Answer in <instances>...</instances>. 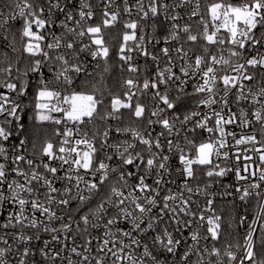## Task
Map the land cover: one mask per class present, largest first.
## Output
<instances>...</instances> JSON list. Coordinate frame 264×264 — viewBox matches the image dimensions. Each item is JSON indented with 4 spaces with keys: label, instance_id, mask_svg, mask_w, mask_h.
Segmentation results:
<instances>
[{
    "label": "built area",
    "instance_id": "1",
    "mask_svg": "<svg viewBox=\"0 0 264 264\" xmlns=\"http://www.w3.org/2000/svg\"><path fill=\"white\" fill-rule=\"evenodd\" d=\"M24 0H0V12L4 13V17H0V24L3 23V19L9 14H18V10H15V3H23ZM33 5V10L36 15L49 21L45 28L37 29L35 24L32 26L34 32H38L43 35L45 39L40 41L41 48L49 53V57L46 58L42 54L31 55L24 51L25 44L28 42V38L22 37L23 19L17 18L15 20H9L7 25L0 27V46L13 55V62L7 61L5 67L0 69H10L9 71H0V97H7L8 102L5 103V109L10 110L13 104L18 105L14 116L9 115L8 111L0 113V127H4L11 134L8 140L0 138V147H4L5 154H0V164L5 165L6 170V182L0 185V191L4 192L5 196H10L8 192V183L13 179L17 180L21 184L26 185V181L22 176H17L12 171L13 167H20L24 172L31 176L33 170L43 174L49 179L52 184L63 192V189L67 185L71 188V195L75 196L78 189L75 186V172L70 173L73 176V181L69 183L63 179L67 174L68 164H64L61 167V161L56 158H49L43 155L42 151L36 150V145L32 136V124L37 123L44 125V127L51 128L52 135L50 141L53 145V151L56 156L64 155L59 153L58 149L62 146L66 137L63 133L66 130H71L72 135L67 137L69 140L68 145L65 147L74 146L77 139L84 138V133H87V138L98 149L94 156V164L99 160H104L109 164L111 168H116V172L109 173V179L100 186L98 194L92 196V198L86 201L83 205L80 204L79 199H70L67 206L56 205L52 206V210L56 212L61 219H55L51 222L48 221L46 215H41L39 212L35 213V218L38 220V227H28L16 225L15 227L9 224V217L18 213V204L11 201H0V249H5V254L0 257V260L4 264H96L97 260H103L104 264H127V262L115 261L111 253L99 251L100 245H102L104 239H115L117 241L123 240L124 243H129L130 238L123 237L118 229L123 231H131L132 236L140 240V245H132L130 248L125 249V253H131L137 260L143 259L144 264H196L198 260H203V264H216L217 257L209 255L204 251L207 247L209 250L213 246L218 248L221 252L220 259L223 264H239L240 258L246 251V239L250 229L253 232V251L255 253L256 237L258 233L264 234L261 231V225L264 224V218L258 217L257 213L260 210L261 205H264V181L259 180L260 172L258 169L264 168V162L260 161V152L254 149H260L264 152V119L258 121L254 115L256 111H261L262 117H264V96H260V90L264 88V67H252L246 65L243 70L244 73L252 75V80H241L237 87L231 88L225 97L228 101V106L223 107L222 102L206 106L200 104L199 101L206 98L209 94L207 92L200 93L199 95L183 96L179 106L176 109H168L166 105L159 99L154 97V93L157 89H143V83L145 79L150 81H156L157 72L168 67H172V71L176 76L186 80L187 83L183 86L186 93H193V86L198 83H203L201 79L202 72H197L192 76V70H189V75L185 77L180 72L181 66L191 64L195 68L196 57L203 58V63L200 65L202 70H206L208 64L212 63L211 58L215 56L217 60L220 57L225 59L230 58V64L224 65L217 63L214 66L215 74L217 77L214 91L217 95L213 96V99L221 101L224 97V85L222 77L224 75L236 76L237 73L233 71L232 66L236 63H246L247 59L256 57L259 59L264 56V43L253 44L251 41L246 42L245 49H237L243 52L240 57H230V50L233 49V45L228 43V33L223 29L217 34V39H225L223 45L216 43H209L204 36V22L208 24L209 34L215 31L213 27L211 16L209 13L208 0H199V8L197 9V0H190V2L181 4V0H156L158 8V14L153 17L149 11L147 18L142 19L143 13L137 8V0H84V3L90 5V8H84L83 11H92L93 16L91 19L85 18L80 20L79 12L81 10V0H28ZM150 0H143V7L145 11L149 10ZM253 3V2H252ZM248 3V4H252ZM68 7L65 9V5ZM168 5L167 9L163 8V5ZM59 5V7H57ZM118 12L117 20L112 22L111 26L103 27L104 11ZM179 5V6H177ZM125 7L130 9V12H125ZM43 9V12L40 10ZM70 11L73 15L72 20H67L65 11ZM193 10L198 11V15H191ZM172 17H176L173 19ZM110 18V17H109ZM77 21H80L78 24ZM137 22L138 27L135 30L136 40H130L125 46L126 50L123 55L130 56V61L122 60L120 47L124 45L123 36L125 33L131 35L133 30L125 27L127 23ZM203 21V22H202ZM101 25L102 35L108 34L114 31L119 35V47L117 50V58L119 60V67L122 71L123 79L121 80L119 87V95L115 98L121 99L123 102L130 103L131 109L121 108L119 111L113 112L111 109L112 100L108 102H102L97 106V113L94 114L91 121L85 118V122L82 124L73 123L68 121L63 112H51L48 113L44 110V114L50 115L51 120L39 121L37 119L41 110L36 108L38 102L42 103H56L55 100L51 101H38L37 94L39 89L44 83H48L51 89L61 92L62 97L71 95L73 92H83L85 87L84 82L87 79L92 78L103 61L104 57L93 58L91 51L96 50V45L91 43L90 35L86 34L81 37L78 35L80 31H86L89 26ZM188 26L190 33L197 36L196 41H190L187 39L189 33L183 31L184 27ZM67 28L74 29L73 32H68ZM257 36H264V27L257 26L254 30ZM176 33L178 39L172 40L170 34ZM61 37V47L59 49H48L46 46L52 43V37ZM143 36L144 41L140 43L139 37ZM165 37H168L166 40ZM203 37V41H202ZM205 39V40H204ZM71 42L74 44L72 49L66 48V43ZM140 43V48H143L151 53L150 56H144L140 49L137 48V44ZM85 45L89 46V49L81 51ZM199 48L201 51H194L192 48ZM131 48L132 51L127 49ZM169 49V56H165L163 49ZM177 49L182 51L177 52ZM187 53V56L184 53ZM63 55L68 61L67 65H64L63 61H57L56 56ZM157 59L153 60L152 56ZM40 60V68L36 71L30 69L33 68L35 61ZM171 61V63H169ZM73 66H79L81 71L75 73ZM132 66L137 68L136 72L128 71V68ZM67 67L69 71L66 73L71 77V83H65L63 77L59 81L54 79L58 72L64 70ZM132 79L135 82V86L129 88L126 85V81ZM12 83L16 85L14 90L9 89L6 85ZM180 84V80L169 81L167 85H160L158 91L163 94L166 90L170 99H174L177 96V86ZM243 89L244 96L247 99H241L237 103V95ZM128 92L132 95L131 101L128 100L125 93ZM255 96V99L253 97ZM139 102L144 106V114L141 118L135 117L133 114L136 103ZM3 103V101H0ZM62 107H67L66 104ZM223 107L222 115L228 118L231 113L236 114V121L233 124L225 125L226 132H234L235 138L228 135L225 139V147L220 149L221 155L212 157V163L208 166L194 165L195 178L185 179L182 175V165L179 161V151L177 145H179L186 155L190 158H195L197 152L196 149L200 143L219 141V133H209L206 128L201 129L197 127L198 122H202L207 115L211 117L207 123V127H215L216 117L212 115L213 110L221 111ZM163 109V111H159ZM246 114L250 123L241 127L240 112ZM153 111H159V115L152 116ZM196 112L199 115L191 116V119L187 122L184 121L185 115H191ZM111 113V115H108ZM104 117V118H101ZM178 117V118H174ZM169 119L170 123L174 125L171 132L164 129L161 123L157 121L162 119ZM61 120L60 124L54 123V120ZM153 121L152 124L148 123V120ZM183 122V123H182ZM116 128H135L140 132L145 139L152 141L153 147L151 152L148 151L146 145L140 143L138 139H134L130 133H118ZM108 132L107 140H105L104 133ZM242 136H255V143H248L243 145H237L236 139ZM185 137L188 140H192L193 144L188 145ZM127 140L129 143L135 144L134 149L129 151L135 156L139 152L146 162L151 157L152 153L157 154V162H162L163 156L167 155L169 160L166 163V169L154 168L150 176L146 178V183L152 185L153 188L159 189V196H157V204L152 206V211L146 214L143 219L144 223L141 225L142 230H133L130 220H126L121 216L118 219L117 224L107 226V219L116 214L117 209L109 206L105 203L107 211L103 215V219L97 220L92 215L90 210H95L97 205L102 201H107L110 194V189L113 185L120 188L125 196L129 192L133 191V186L138 183V177L145 175L144 165L137 161L133 165H122L121 158L114 154L111 147L112 145L121 141ZM157 140L160 142L161 147L156 148L155 143ZM21 141L24 143L22 144ZM168 141H172V148L169 149ZM104 144L105 147L101 148ZM78 149L83 151L87 150L86 146L79 145ZM227 152L228 157L225 158L223 153ZM16 155L25 157L23 161L13 164V159ZM112 155V160H107L106 156ZM245 156H251V160H246ZM239 157V159H237ZM33 160V165L29 166L27 160ZM47 163L51 167L58 169L57 173L53 175L50 172H46L43 165ZM137 164L140 166L137 167ZM219 167H216V166ZM245 165H250L249 172L244 171ZM239 167L241 175L247 176L248 179L238 180L236 177V168ZM220 168L226 169L224 176H212L206 175L207 171H219ZM120 171L132 172L133 175L128 177L127 186H123L122 181H119ZM256 171V176L250 175V172ZM80 175L84 176L86 181L95 182L99 176L85 173L83 169L80 170ZM160 180V184L157 186L154 184L155 180ZM187 183L188 187H191L193 191L189 193L183 185ZM256 183L259 184V188H251L250 185ZM27 186V185H26ZM36 186V182L33 181V185ZM240 191H237V189ZM247 188L251 193L244 200L240 199L243 194V190ZM79 190H83L81 194L89 196L90 194L85 189L83 183L80 184ZM47 191L46 187H41L40 192ZM171 194H182L184 199L190 201V210L196 212L197 215L193 218L185 213L170 212L167 209H163V197ZM259 193V195H257ZM135 195L141 197V202L144 203L143 197L145 195H155V193H141L139 191L134 192ZM22 196H26L27 193H22ZM57 199L68 198L67 195H60V193H53ZM40 199L43 201L44 197L41 195ZM116 200L115 197L112 198ZM211 200L209 205L207 202ZM170 206H176L180 204L179 198L175 202L169 201ZM125 207L129 211H134V214L140 215L135 210L134 205L126 201ZM163 210V211H162ZM203 212L205 221L199 220L200 213ZM233 212L235 220L236 232L235 236L229 242H225L221 228L225 218L230 216ZM27 216L32 217L33 212L30 204L26 206ZM88 215L90 223L85 225L82 216ZM208 217H220V229L219 238L212 240L210 234L207 232V218ZM243 218V222H242ZM253 219H258L259 223L253 224ZM180 221L178 224L177 221ZM191 220L190 226H187L184 222ZM16 222L13 220L12 224ZM148 223H152V228H148ZM27 221H25V225ZM47 224L49 229L55 228L57 231L51 230L45 231L44 225ZM63 224L70 225V228L65 230L62 228ZM8 225V226H5ZM201 225H203L201 227ZM167 230L171 234L174 240H180V244L174 246V253H168L159 242L153 243L156 236L163 237V234ZM199 231L201 237L208 236L209 239H201L197 250L189 254V259H183L189 246L194 242L191 240L190 235L193 231ZM106 231H110L115 235L107 237L104 235ZM21 237H24L21 239ZM30 237V239H29ZM56 237V239H53ZM7 241L5 243L4 241ZM166 242V238H165ZM147 244L156 258L155 261L150 257H143V245ZM109 248L112 247L110 243ZM120 247L119 243L116 245ZM76 248L77 252H72V249ZM28 249V255H24V250ZM227 250L232 251L237 260L229 262L228 257L225 255ZM58 253V255H57ZM79 253V255L77 254ZM87 257V259H85ZM255 257V255H254ZM254 257L251 261H245V264H255Z\"/></svg>",
    "mask_w": 264,
    "mask_h": 264
},
{
    "label": "snow or ice",
    "instance_id": "2",
    "mask_svg": "<svg viewBox=\"0 0 264 264\" xmlns=\"http://www.w3.org/2000/svg\"><path fill=\"white\" fill-rule=\"evenodd\" d=\"M11 3L12 0H9ZM190 2V0H181V4ZM70 3V0H69ZM179 6V5H177ZM15 10H18V14H9V16L5 17L3 19V23L0 24V27H3L4 25H7L9 23V20H15L17 18L23 19L24 23L22 26V37L28 38V42L25 44L24 51L28 52L31 55L36 54H42L44 57L48 58L49 53L47 51H44L41 48L40 41H43L45 37L43 35H40L38 32H34L32 30L33 24H35L37 29H43L45 28L46 24L49 23V21H46L45 19L39 17L36 15L35 11L33 10V5L28 2V0H24L23 3H15ZM59 7V5H57ZM68 7V5H65V9ZM163 8L167 9L168 5H163ZM84 8H90V5L87 3H84V0H81V10L79 12L80 20H84L85 18L91 19L93 16L92 11L85 12L83 11ZM137 8L140 12L143 13L142 19H145L149 15V11L151 12L152 16L155 17L158 14V8L156 5V0H150L149 3V10L145 11L143 7V0H137ZM199 8V0H197V9ZM65 9H61L62 11H65ZM43 12V9L40 10ZM125 12H130V9L125 7ZM209 13L211 16V21L213 24V27L215 28V31L211 32L209 34L208 32V24L207 22H204V36L205 39L209 43H219L223 45L226 41L223 38L217 39V34L220 32L221 29H223L226 33H228V43L233 45V49L230 50V57H240L243 55V52L238 51L237 49H245L246 42L251 41L253 44H260L264 43V36H257L255 33V29L257 26L264 27V0H254L252 4L244 3L243 5H232V4H224V3H213L209 6ZM66 19L72 20L73 15L70 11H65ZM191 15L196 16L198 15L197 10H193ZM0 17H4V13L0 12ZM104 19H103V27H109L111 26L112 22L117 20L118 12H109L107 11V5L106 10L104 11ZM110 17V18H109ZM173 19H176V17H172ZM203 22V21H202ZM79 24L80 21H77ZM126 28L132 29L133 32L131 35L125 33L123 36L124 45L120 47V53H121V59L125 61H130V56L123 55L125 53V46L127 45V42L130 40H136L135 30L138 27V23L133 21L130 23H127L125 25ZM68 32H73L74 29L67 28ZM183 31L185 33H189L187 39L190 41H196L197 36L192 35L190 33V29L188 26H185ZM86 34L90 35L91 43L93 45H96V50L91 51V56L95 59L97 57H104L106 58L109 54L108 47L105 46V41L103 39L102 35V27L101 25L96 26H89L87 27L86 31H80L78 33L79 36L83 37ZM172 40L178 39V35L176 33L170 34ZM61 37L53 36L52 43L47 44L48 49H59L61 47ZM167 40L168 37H165ZM140 43L144 41V37H139ZM140 43L137 44V48L140 49L141 53L144 56H150L151 53L143 48H140ZM66 48L72 49L74 47V44L71 42L66 43ZM89 49L88 45H85L84 48L80 49L81 51ZM128 51H132L131 48L127 49ZM163 53L165 56H169V49L164 48ZM182 51V49H177V52ZM185 56H187V53H184ZM153 60H156L157 58L153 55ZM57 61H63L64 65L68 64V61L65 59L63 55L56 56ZM212 63L208 64L206 67V70H202L200 65L204 62L203 58L200 56L196 57L195 61V68L191 64H188L186 66L180 67V72L187 77L189 75V70H192V76L194 77L197 72H202L201 79L203 80V83H198L193 86L194 91L193 93H186L184 91V85L187 83L186 80L181 79V77L176 76V74L172 71V67L165 68L163 70H159L157 72V79L156 81H150L149 79H145L143 83V89L147 90L149 88L151 89H157V91L154 93V97H159V99L163 102L164 105L167 106L168 109H176L179 106V103L182 100L183 96L188 95H199L200 93L207 92L209 95L206 98H203L199 101L200 104L210 106L212 104H216L218 102H222L223 107L228 106V101L225 98L227 96L228 91L231 88L237 87L239 81L241 80H252L253 76L246 74L243 72V70L246 68V65L252 66V67H264V56H261L259 59L256 57H253L251 59H247L246 63H236L232 66L233 71L237 73L236 76H228L224 75L221 79L223 82L224 87V97L221 98V101H217L216 99H213V96L217 95V92L214 91V86L217 81V77L215 74V68L213 65L217 63H221L224 65L230 64V58L225 59L224 57H220L219 60L215 56L211 58ZM171 63V61H169ZM41 61L36 60L35 64L33 66L32 71H36L40 68ZM72 70L75 73H79L81 71V68L79 66H73ZM107 70V69H106ZM138 69L135 67L130 66L128 68V71L130 72H136ZM0 71H9L10 69H0ZM69 71L67 67L64 68L63 71L58 72L54 79L56 81H59L61 77H63V80L65 83H71V77H69L66 73ZM173 80H180V84L177 86V96L174 99L169 98V94L167 90L161 94L158 89L160 85H167L169 81ZM126 85L129 86V88L135 86V82L132 79L127 80ZM9 89L14 90L16 88L15 84L9 83L6 85ZM128 100L131 101L132 95H129L128 92L125 93ZM260 96H264V88L260 90L259 93ZM241 99H247L246 96L243 94V89L241 88V91L237 95V103ZM255 99V96L253 97ZM37 100L38 101H51L55 100L56 103L50 104V103H42L38 102L36 104V108L41 110L40 114L38 115V119L40 121H46L51 120L52 117L50 115L44 114V110H47L48 113L51 112H63L64 117L68 120L75 123L82 124L85 122V118H87L89 121L92 120L94 114L97 113V106L98 104H101L102 101L98 100L95 95V90L93 94H85L83 92H73L71 95L63 96L61 95L60 91L51 89L49 87V84L46 82L43 84V86L39 89L37 94ZM0 101H3V103H0V113H3L7 109H5V103L8 102L7 97H0ZM66 104L67 107H62V105ZM18 105L13 104V107L8 111L9 115L14 116L16 113V108ZM223 107L221 108V111H215L213 110L212 115L216 117L215 119V127H207V123L211 117L205 116L202 122L197 123V127L201 129H205L209 133L218 132L219 133V141H211V142H205L200 143L199 146L196 149V156L195 158H190L188 155L184 153V150L177 145V150L179 151V161L181 165L183 166L181 169L182 175L185 176V179H193L195 178L194 173V165H209L212 163V157L215 155L216 157H219L221 155L220 149L225 147V137L228 135L233 136L235 138L234 132H226L225 131V125L233 124L236 121V114L231 113L228 118H225L224 115H222ZM121 108H128L131 109L132 105L130 103L123 102L119 98H113L112 100V109L113 112L119 111ZM262 108H264V105H262ZM144 106L141 105L139 102L136 103L133 114L137 118H141L144 114ZM159 111H163V109H160ZM159 111H153L151 113L152 116L159 115ZM108 115H111L109 113ZM199 115V113L193 112L191 115H185L184 121L187 122L191 119V116ZM256 119L258 121L264 119L262 117L261 111H256L254 113ZM104 118V117H101ZM178 118V117H174ZM240 121H241V127L244 125L250 123V121L247 119L246 114L241 110L240 112ZM158 123H161L164 127V129L168 130L169 132L172 131L174 125L170 123L169 119L165 118L162 120L157 121ZM182 122V123H183ZM54 123L60 124L61 120L56 119L54 120ZM149 124H152L153 121L151 119L148 120ZM116 132L118 133H130L131 136L134 139H138L141 144L146 145L148 148V151L151 152V149L153 147L152 141L149 139H145L143 135L138 132L135 128H116ZM11 133L8 132L4 127H0V138H3V140H8L9 135ZM63 135L66 137V139L63 141L62 146L59 147L58 151L61 154L60 156H56L53 148L54 145L51 142H48L45 144V146L42 149L43 155L51 158H56L61 161V167L64 164H68L69 168L67 169V174L63 179L67 180L69 183L73 181V176L70 174L72 172H75V186L78 189L77 194L75 196L71 195V188L67 185L63 189V192H60V189L56 188L52 182L47 179L43 174L38 173L37 171L33 170L31 173V176L29 177L26 172H24L20 167H13L12 171L16 173L17 176H22L24 180L26 181L25 184L19 183L17 180L13 179L10 183H8V192L10 193V196H5L3 191H0V201H11L12 203L18 204L19 211L18 213L11 215L9 217V224L13 227L16 225L21 226H28L36 228L38 227V220L35 218V213L39 212L41 215H46L49 222L55 220V219H61V217H58L56 215V212L52 210V206L54 204L56 205H64L67 206L69 204L70 199H79L80 204L83 205L86 201L90 200L93 195L98 194L100 191V186L103 185L108 179H109V173L110 172H116V168H111L109 164L105 163L104 160H99L98 163L94 164V156L97 153L98 149L94 146V144L87 138V133H84V138L77 139L75 141L74 146L65 147L64 145L69 144V140L67 137L71 136V130H66ZM105 140H107L108 132L106 131L104 133ZM186 142L188 145H192L193 141L188 140L187 137H185ZM256 138L255 136H242L239 139L235 140V143L237 145H243L248 143H255ZM23 144L24 142L21 141ZM84 145L86 146L87 150H79L78 146ZM169 149L172 148V141H168ZM108 147H111L114 151V154L118 155L121 158L122 165H133L137 161H139L141 164L144 165V172L145 175L138 177V183L133 186V191L129 192L127 196H125L124 192L113 185L110 189V194L107 198V201H102L100 204L97 205L95 210H90L92 212V215L95 216L97 220L103 219L104 213L107 211L105 208V203H107L109 206L115 207L117 209V212L115 215H113L111 218L107 219L106 224L107 226H112L117 224L118 219L123 216L124 219L130 220L132 224L133 230H142L141 225L144 223L143 217L150 213L152 211V206H155L157 204V196H159V189L153 188L152 185H149L146 183V178L151 175L152 170L154 168L158 169H166V163L169 160V157L167 155L163 156L162 162H157V154L152 153L151 157L148 158L145 162L144 157L137 152L135 156L129 151V149H134L135 144L129 143L127 140L121 141L116 144L107 145ZM105 147L104 144L101 145V148ZM156 148H160L161 144L157 140L155 143ZM257 152H260V161L264 162V152H261L260 149H254ZM6 150L4 147H0V154H5ZM224 157H228V153H223ZM25 157L16 155L13 159V164H17L19 161H23ZM107 160H112V155L106 156ZM239 159V157H237ZM246 160H251V156H245ZM29 166L33 165V160L29 159L26 161ZM140 165L137 164V167ZM46 172H50L53 175H55L58 171L57 168L51 167L49 164L45 163L43 165ZM216 167H219L218 165ZM250 165H245L244 171L249 172ZM83 169L84 172L90 173L93 176H96L97 173H99V176L95 182L86 181L84 179L83 175H80V170ZM260 172L259 180L264 181V168L258 169ZM226 172V169L220 168L219 171H213L209 170L207 171L206 175L209 177L212 176H224ZM6 170L5 165L0 164V185H3L6 182ZM132 172H126V171H120L119 173V181H122V187L127 186V179L126 176L130 177L132 176ZM250 175L255 177L256 171L250 172ZM236 177L238 180H244L248 179L247 176L241 175L240 168H236ZM33 181L36 182V186L33 185ZM83 183L85 185V189L90 194L89 196H84L81 194L83 190H79L80 184ZM155 185L160 184V180L154 181ZM46 187L47 191L41 193L40 188ZM187 189L189 193L193 191L191 187H188L187 183L183 185ZM251 188H259L260 185L253 183L250 185ZM135 191H139L141 193H155V195H145L143 197L144 203L141 202V197L134 194ZM237 191H240L238 188ZM22 193H27L26 196H22ZM53 193H60V195H67L68 198L64 199H57ZM251 193L247 188L243 190V194L240 196L241 200H244L247 196H249ZM41 195L44 197V200L42 201L40 199ZM259 195V193H257ZM115 197L116 200H113L112 198ZM179 198L180 204L176 206H170L169 201L173 202L175 205V202ZM129 202L130 204L134 205L135 210L139 212L140 215L134 214V211H129L127 207H125V203ZM163 209H167L170 212L176 213L179 211L180 213H185L187 215L192 216L193 218L196 217L197 213L190 210V201L188 199H184L182 194H171L163 197ZM209 205H211L212 201L209 200L207 202ZM31 206L33 216L29 217L26 213V206ZM163 211V210H162ZM258 217L264 218V205H261L259 212L257 213ZM84 224L87 225L90 223L88 215H84L81 217ZM15 221V224H12V221ZM200 221H205V216L203 212L199 215ZM220 217H208L207 218V232L210 234V237L212 240H217L219 238V229H220V223H219ZM25 221H27V224L25 225ZM243 222V218H242ZM177 223L179 224L180 221L178 220ZM187 226H190L192 221H186L184 222ZM253 224L259 223L258 219H253ZM8 226V225H5ZM203 225H201L202 227ZM147 227L150 229L152 228V223H148ZM62 228L67 230L70 228V225L63 224ZM45 231H57V229L52 228L49 229L47 224L44 225ZM120 234L123 237L130 238L129 243H124L123 240H115V239H104L102 245L99 247V251L104 252L107 251L111 253L112 257L115 258V261L120 262H127V264H144L143 259L137 260L131 253H125V249L130 248L132 245H140V240L136 239L132 236L131 231H123L122 229H118ZM261 231L264 232V224L261 225ZM253 232L254 230L250 229L247 234L246 239V251L244 255L240 258L239 264H245V261H251L253 260V257L255 255L253 251ZM107 237H112L115 234L111 233L110 231H106L104 233ZM24 237H21L23 239ZM166 238V242H165ZM191 240L194 242L192 245L189 246L188 251L185 252L183 259L188 260L189 254L193 251L197 250V246L200 243L201 239L207 240L209 239L208 236L201 237L199 234V231H193L190 235ZM30 239V237H29ZM53 239H56V237H53ZM7 243V241H4ZM159 242L162 247L168 252V253H174V246L180 244V240H174L170 233L165 230L163 237L156 236L153 240V243ZM112 244V247L109 248L108 245ZM119 243L120 247L117 248L116 245ZM204 251L209 253L211 256L217 257L216 264H223V261L220 259L221 252L218 248L213 246L211 250H209L207 247L204 248ZM72 252L76 253V248L72 249ZM5 254V249H0V257H2ZM79 255V253H77ZM24 255H28V249L24 250ZM58 255V253H57ZM225 255L228 257L229 262L237 260V256L230 250H227L225 252ZM143 257H150L153 261H155V257L153 256L152 251L150 250L149 246L147 244L143 245ZM87 259V257H85ZM0 264H4L2 260H0ZM21 264H24V261H21ZM71 264V262H70ZM96 264H104L103 260H97ZM196 264H203V260H198ZM211 264V262H209Z\"/></svg>",
    "mask_w": 264,
    "mask_h": 264
},
{
    "label": "trees",
    "instance_id": "3",
    "mask_svg": "<svg viewBox=\"0 0 264 264\" xmlns=\"http://www.w3.org/2000/svg\"><path fill=\"white\" fill-rule=\"evenodd\" d=\"M252 2H254V0H208V4L210 5L213 3L243 5L244 3ZM103 39L105 41V46L109 49V54L105 61L101 63L97 73L84 82L85 87L83 93L93 94L95 90V95L98 100L108 102L114 96L119 95V87L123 75L117 58L119 35L111 31L108 34H103ZM192 50L201 51L196 47L192 48ZM7 61L9 63L13 62V55L0 46V67H5ZM32 128L33 141L37 147L36 150L42 151L45 144L50 141V136L52 135L51 128L44 127V125L37 123H33ZM221 231L227 243L235 236L236 226L233 212L223 221ZM254 263L264 264V234L262 233H258L256 237Z\"/></svg>",
    "mask_w": 264,
    "mask_h": 264
},
{
    "label": "rangeland",
    "instance_id": "4",
    "mask_svg": "<svg viewBox=\"0 0 264 264\" xmlns=\"http://www.w3.org/2000/svg\"><path fill=\"white\" fill-rule=\"evenodd\" d=\"M111 109H112V106H111ZM112 111H113V109H112ZM37 119H38V117H37ZM39 120V119H38ZM40 121V120H39ZM210 165V164H209ZM197 166H199V167H201V165H197ZM203 166H208V165H203Z\"/></svg>",
    "mask_w": 264,
    "mask_h": 264
}]
</instances>
